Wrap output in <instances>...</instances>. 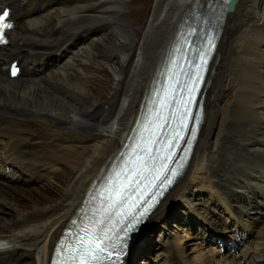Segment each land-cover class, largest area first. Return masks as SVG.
<instances>
[{
	"label": "bare ground",
	"instance_id": "6f19581e",
	"mask_svg": "<svg viewBox=\"0 0 264 264\" xmlns=\"http://www.w3.org/2000/svg\"><path fill=\"white\" fill-rule=\"evenodd\" d=\"M132 1L0 0L14 20L0 48V239L9 244L0 264H48L61 229L129 132L193 2L145 0L144 25L135 30L125 14ZM11 57L23 67L16 79L4 73ZM206 79L191 159L148 217L173 224L158 234L153 263L156 241H145L125 264L141 252L139 264H264V0H236L227 12ZM225 89L234 98L221 106ZM10 166L27 176H6ZM169 204L178 206L171 215ZM186 227H198L193 238L202 242L223 240L224 250L187 243Z\"/></svg>",
	"mask_w": 264,
	"mask_h": 264
},
{
	"label": "rangeland",
	"instance_id": "374dc122",
	"mask_svg": "<svg viewBox=\"0 0 264 264\" xmlns=\"http://www.w3.org/2000/svg\"><path fill=\"white\" fill-rule=\"evenodd\" d=\"M129 2H130V0H129ZM128 10H132L133 11V14H130L128 12ZM144 10H145V0H133L130 5L129 4L127 5V8L125 10V14H126V17L129 19V21L132 24H134V26L136 28H139V29H135V30H140V29L143 28V25L144 24H143V22H141V19H142V16L144 14ZM135 12H138V14H135ZM93 73H97V71L94 70ZM104 91H105V89H104ZM226 91H227V89H225L223 91V97H222V99L220 101V105L221 106H227L230 103V101L231 102L233 101L232 99L234 98V89H232V92H230L229 94ZM105 94L106 93H104L102 95L105 96ZM49 181H51L52 183H54V179L52 177H50V180ZM61 183H63V182L61 181ZM202 202H203V200L200 201V204L201 205H203V204L206 205L204 202L203 203ZM175 220L176 219H174V221ZM171 221H173V220H170L168 225L173 224V222H171ZM176 222L181 223L183 221L176 220ZM149 224H153L154 225V228L147 235V237L151 236L150 237L151 240H150V238H147L146 241H151V243H155L156 240L158 241V239H156L157 236H158V234L159 233H163L166 230H165L164 227H163V230H162V227H161V224L160 223H157V222H149ZM182 231L190 236L189 238L185 239L187 241V243H190V244L193 243V242H197L199 244L202 243V246L204 247V251L205 250H208V249H212L213 250V248L214 249L216 248L215 250L216 251L217 250H220L219 252L221 253V251L224 250L223 247H221L220 244H218L215 241H211V242L210 241H206V242L203 241L202 242L201 239L193 238V235H195V233H193V232H197V229L194 230L192 228L189 229L188 227H186ZM161 236L163 237V235H161ZM159 238H160V240H162L160 236H159ZM158 243H160V241H158ZM156 251H157V243H156V248L152 251V253H151L150 257H149L150 260H148V262L153 263L152 261L157 256V254H156L157 252ZM141 253L139 254L140 256L139 255L137 256L134 264H139L142 260H144ZM155 263L157 264L158 262H155ZM196 264H199V262H197Z\"/></svg>",
	"mask_w": 264,
	"mask_h": 264
},
{
	"label": "snow or ice",
	"instance_id": "6c2138e0",
	"mask_svg": "<svg viewBox=\"0 0 264 264\" xmlns=\"http://www.w3.org/2000/svg\"><path fill=\"white\" fill-rule=\"evenodd\" d=\"M9 13L7 11L3 12L0 15V42L3 41V33L7 28H11L10 23H4ZM15 74V73H14ZM194 131V130H193ZM116 197L121 195V192H116ZM115 201H113V204ZM112 205H110L111 207ZM139 221H137L138 223ZM134 227V224H128L127 229H121L122 231L131 230ZM110 240L105 233L103 239L97 237L94 241L87 242L86 246H82L76 250V253L73 255V260L75 261L76 256L79 257V264H97L101 254L105 253L106 243L105 241Z\"/></svg>",
	"mask_w": 264,
	"mask_h": 264
},
{
	"label": "water",
	"instance_id": "95a60500",
	"mask_svg": "<svg viewBox=\"0 0 264 264\" xmlns=\"http://www.w3.org/2000/svg\"><path fill=\"white\" fill-rule=\"evenodd\" d=\"M235 2H236V0H228V2H227V8H228V10H232L233 9ZM168 192H169V190H166V193L164 195V198L166 197V195H167ZM148 217H149L148 215H146V216H140L139 215L138 218L133 221V224H134L135 229H138V228H141L142 229L143 227H148V228H146L147 230L151 229L150 227H152V224H149V222H153L154 220L153 219H149L148 220ZM137 221H139V222L137 223ZM131 230H129V233H130ZM142 230H144V229H142ZM127 231L128 230H126V233H127ZM140 231L134 237V240H133V243L134 244H137V243L142 242V241L145 240L144 239V235H143L144 234V231H141V232Z\"/></svg>",
	"mask_w": 264,
	"mask_h": 264
}]
</instances>
